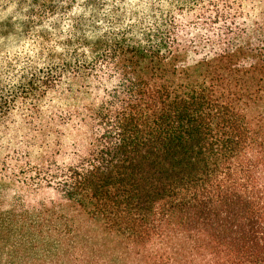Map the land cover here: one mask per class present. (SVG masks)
I'll use <instances>...</instances> for the list:
<instances>
[{
  "label": "trees",
  "instance_id": "trees-1",
  "mask_svg": "<svg viewBox=\"0 0 264 264\" xmlns=\"http://www.w3.org/2000/svg\"><path fill=\"white\" fill-rule=\"evenodd\" d=\"M32 5L0 264H264V0H178L147 45L88 38L106 0Z\"/></svg>",
  "mask_w": 264,
  "mask_h": 264
},
{
  "label": "clouds",
  "instance_id": "clouds-1",
  "mask_svg": "<svg viewBox=\"0 0 264 264\" xmlns=\"http://www.w3.org/2000/svg\"><path fill=\"white\" fill-rule=\"evenodd\" d=\"M19 3L20 0H0V23L7 21L11 16V23L15 30L7 38L0 36V105H3L6 112L4 124L8 127L7 135H5L4 124H0V148L11 142L15 128L19 124L22 106L17 103V100L23 89L29 88L28 81L36 70L33 66L35 65L36 68L44 66L36 51L29 46L31 40L23 37V28L18 23V21L29 19L24 13L33 6L32 0H27L23 8L17 10ZM177 3L178 0H106V7L90 22V25H97L98 30L92 29L89 25L86 35L89 39L102 37L108 42L126 39L129 42L137 41L147 45ZM83 11L77 5L68 15H78ZM93 11L89 9L84 14L87 17ZM35 18L32 17V19ZM57 19L58 15L50 17L45 20L42 27L52 31L50 24ZM69 27L70 21L62 25L64 31H67ZM40 30V28H34L29 36L34 38V33ZM105 33H107L106 36ZM53 35L55 36V32ZM60 38L63 39V37ZM58 51L62 52L63 49ZM80 52L90 55V50L86 47H81Z\"/></svg>",
  "mask_w": 264,
  "mask_h": 264
}]
</instances>
